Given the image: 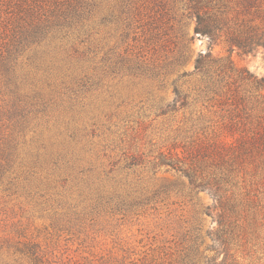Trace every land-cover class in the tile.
<instances>
[{
  "label": "rangeland",
  "instance_id": "1",
  "mask_svg": "<svg viewBox=\"0 0 264 264\" xmlns=\"http://www.w3.org/2000/svg\"><path fill=\"white\" fill-rule=\"evenodd\" d=\"M55 1L0 0V264H171L197 226L205 251L219 211L205 208L219 203L160 161L194 136L218 139L228 120L231 102L195 101L180 79L209 37L185 0H92L79 37L19 47L30 7ZM211 48L264 76V47ZM177 80L191 96L174 109ZM220 165L256 195L262 220L264 150ZM263 221L248 225L244 264H264Z\"/></svg>",
  "mask_w": 264,
  "mask_h": 264
},
{
  "label": "trees",
  "instance_id": "2",
  "mask_svg": "<svg viewBox=\"0 0 264 264\" xmlns=\"http://www.w3.org/2000/svg\"><path fill=\"white\" fill-rule=\"evenodd\" d=\"M185 2L186 16L196 20L195 32L208 36L210 45L209 50L196 59L194 72H184L180 79L186 78L184 84L193 83L195 101L203 100L213 105H224L228 101L232 106L226 116L228 120L220 127L218 139L194 136L187 144L171 146L160 161L183 171L189 178L192 192L199 194L209 190L219 203L218 207L205 208L208 214L219 210L218 227L209 232L213 244L205 251L201 250L204 240L201 228L197 226L171 264H244L241 259L251 252L246 249L248 225L254 223L255 227L264 215L259 220V207L253 209L256 195L246 187L241 190L230 176L231 170L220 165V161L233 165L254 150H264V76L259 78L247 67H239L231 55L213 56L211 47L217 42H225L229 51L238 50L241 55L253 54L264 47V0ZM30 8L34 9L28 12L18 39V46L22 48L39 44L51 33L66 38L79 37L91 18L93 1L56 0L53 6L40 4L37 10ZM162 73L160 71L158 76ZM184 84H179V80L175 82L174 109L179 101L183 100L185 104L191 96V91L187 92L189 88L185 91ZM204 117H197L195 124ZM180 147L182 151L178 150ZM5 148L7 155L14 151L11 147ZM6 158L10 159L9 156ZM210 164H215L216 169L210 168ZM170 190V186H165L161 191L169 193ZM260 225L264 226V221ZM240 240H243L241 247L234 250L233 243Z\"/></svg>",
  "mask_w": 264,
  "mask_h": 264
}]
</instances>
